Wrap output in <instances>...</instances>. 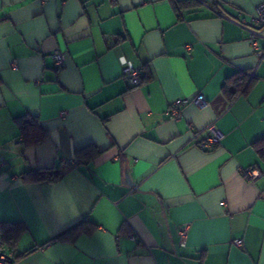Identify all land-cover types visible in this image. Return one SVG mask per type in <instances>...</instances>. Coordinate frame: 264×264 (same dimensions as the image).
Returning <instances> with one entry per match:
<instances>
[{
	"label": "crops",
	"instance_id": "obj_1",
	"mask_svg": "<svg viewBox=\"0 0 264 264\" xmlns=\"http://www.w3.org/2000/svg\"><path fill=\"white\" fill-rule=\"evenodd\" d=\"M180 1L0 0V224L24 226L3 251L14 264H264V160L252 148L264 137V58L250 42L264 0ZM122 58L142 85L127 81ZM253 72L248 93L222 92ZM199 93L205 108L168 114ZM27 114L49 132L31 148L16 142ZM211 125L222 141L202 149ZM89 146L98 157L57 183L20 177ZM84 221L97 231L53 241Z\"/></svg>",
	"mask_w": 264,
	"mask_h": 264
},
{
	"label": "trees",
	"instance_id": "obj_2",
	"mask_svg": "<svg viewBox=\"0 0 264 264\" xmlns=\"http://www.w3.org/2000/svg\"><path fill=\"white\" fill-rule=\"evenodd\" d=\"M197 6L194 0L180 1L175 4L179 10ZM256 78H250V73H238L228 78L222 88V92L229 100H234L237 96L246 94L255 85ZM145 80L141 79V85ZM19 127L20 135L17 143L23 148L36 147L43 144L49 137V132L45 130L38 117L27 114L16 120ZM252 148L260 159L264 160V137L259 138L252 144ZM100 154V151L89 146L76 151L74 161L69 163H60L52 168L33 169L20 175L25 183L41 184V183H57L63 179L67 171L71 168H79L92 163ZM98 229V226L89 221H84L57 236L53 241L73 244L77 239L86 234L92 235ZM24 226L21 224H0V256L5 257V264H14L16 258H11L3 253L6 249H13L17 246Z\"/></svg>",
	"mask_w": 264,
	"mask_h": 264
},
{
	"label": "built area",
	"instance_id": "obj_3",
	"mask_svg": "<svg viewBox=\"0 0 264 264\" xmlns=\"http://www.w3.org/2000/svg\"><path fill=\"white\" fill-rule=\"evenodd\" d=\"M254 20L257 24L260 25V32L251 31V37L250 42L252 44L254 54L256 57L262 61L264 58V44L261 45L260 42L264 43V2L260 3L256 9H255V17ZM52 59L54 61V65L57 69H63L66 66V55L61 52H56L52 55ZM122 64H123V73L126 77L127 81L132 86H139L141 84L142 79V71L138 68H136L131 62L127 61L126 59L122 58ZM250 78L254 79L256 78V72H253L250 74ZM207 100L203 94H197L196 96L192 98H182L175 101L168 109V114L171 115L173 119H179L181 117L182 111L186 106L193 105L199 109H203L207 106ZM60 116L63 119H66L67 112H62ZM208 131L210 133V137L201 143H198L199 147L202 149H214L217 147L221 141L222 136L220 135L217 127L215 125H211L208 127ZM261 176V173L257 170H251L247 173V179L248 181L255 183L258 178ZM188 226L182 227L179 232V244L181 247H184L186 245V240L188 236ZM132 239H134V236H132ZM243 242L241 240H236L234 242V245L236 247H241ZM0 264H5V257L3 255L0 256Z\"/></svg>",
	"mask_w": 264,
	"mask_h": 264
}]
</instances>
